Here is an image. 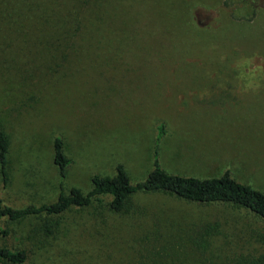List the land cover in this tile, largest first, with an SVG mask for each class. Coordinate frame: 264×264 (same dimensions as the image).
Returning <instances> with one entry per match:
<instances>
[{
  "label": "rangeland",
  "instance_id": "rangeland-1",
  "mask_svg": "<svg viewBox=\"0 0 264 264\" xmlns=\"http://www.w3.org/2000/svg\"><path fill=\"white\" fill-rule=\"evenodd\" d=\"M26 1L0 0L2 15ZM28 1L0 19L4 204L51 203L59 184L87 193L118 164L142 181L160 125L167 173L228 171L264 193V0ZM109 201L2 217L0 249L23 251L22 264H264V219L245 208L160 192H135L119 212Z\"/></svg>",
  "mask_w": 264,
  "mask_h": 264
},
{
  "label": "trees",
  "instance_id": "trees-1",
  "mask_svg": "<svg viewBox=\"0 0 264 264\" xmlns=\"http://www.w3.org/2000/svg\"><path fill=\"white\" fill-rule=\"evenodd\" d=\"M30 9L27 0L23 7L19 5L9 6L4 10L0 19L6 16H23L25 10ZM11 12V14H9ZM158 134L153 147V168L140 182L132 184L128 174L121 164L115 168V174L111 177L94 175L91 178L92 188L87 193L72 187L67 194L64 193L62 184H59V194L55 201L42 205L29 204L25 207L15 208L8 206L0 200V218L6 217L16 221L33 215H58L71 207H86L93 202L109 198L111 210L119 212L124 208L130 195L139 193H165L176 199L198 204L230 203L245 208L264 219V193L254 189L250 185L237 182L226 171L220 177L197 178L167 173L159 163V143L165 135L163 125L157 127ZM9 153V141L5 133L0 129V172L2 181L7 183V157ZM70 160L65 156L63 142L56 137L53 142V163L58 169L61 179L66 177V170ZM6 233L5 231H2ZM23 251H12L6 248L0 249L2 264H22L25 261Z\"/></svg>",
  "mask_w": 264,
  "mask_h": 264
}]
</instances>
